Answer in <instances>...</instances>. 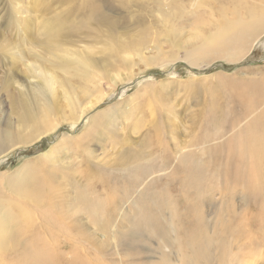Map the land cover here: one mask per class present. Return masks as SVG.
Segmentation results:
<instances>
[{"label": "rangeland", "instance_id": "1", "mask_svg": "<svg viewBox=\"0 0 264 264\" xmlns=\"http://www.w3.org/2000/svg\"><path fill=\"white\" fill-rule=\"evenodd\" d=\"M262 13L264 0H0V130L15 135L0 155V264H33L32 250L264 264V156L237 146L264 113L245 102L264 94ZM230 22L241 38L205 48Z\"/></svg>", "mask_w": 264, "mask_h": 264}, {"label": "bare ground", "instance_id": "2", "mask_svg": "<svg viewBox=\"0 0 264 264\" xmlns=\"http://www.w3.org/2000/svg\"><path fill=\"white\" fill-rule=\"evenodd\" d=\"M219 22V21H217ZM226 22V21H223ZM264 22V13H262L260 15V20L259 22H256L255 24L260 25ZM236 30L239 31V24H237V22H230V23H223L222 26H219L216 29V32L212 35H210V37L208 38V42L205 44V48H213V49H219L221 48V46H223L224 44H227V42L229 43H233L234 41H237V39L240 36L236 35ZM245 31L239 32L241 36H243L245 34ZM264 31V30H263ZM262 31V32H263ZM230 38V40H227L226 42H224L226 39ZM241 38V37H240ZM242 40V39H241ZM260 43V44H264V37L262 40H259L256 42V45ZM255 45V46H256ZM254 46V47H255ZM56 57V56H55ZM13 59V58H12ZM82 61V60H81ZM85 61V60H84ZM80 63V62H79ZM27 66V65H26ZM86 66V65H85ZM34 67V66H33ZM29 68V67H28ZM32 68V66H31ZM27 69V67H26ZM42 69V68H41ZM34 70V69H33ZM28 71V69H27ZM46 71V70H45ZM29 74V73H28ZM30 76V75H29ZM32 77V76H31ZM34 77V76H33ZM36 77V76H35ZM40 77L43 78V80L46 82V84L48 85L49 88L52 89V86H54L56 84V80L57 78L52 75L49 74L47 72H43L40 71ZM37 78V77H36ZM34 78V79H36ZM40 79V78H38ZM46 85V86H47ZM37 86V85H36ZM54 89V88H53ZM56 91H58L56 89ZM20 92V91H19ZM37 92V91H36ZM48 92V91H47ZM248 92V91H247ZM255 92V91H254ZM252 93V92H251ZM257 93V91H256ZM256 93H254L256 95ZM252 94V95H254ZM260 94V93H258ZM245 95V94H244ZM250 95V94H249ZM254 95V96H255ZM258 96V95H257ZM260 96V95H259ZM262 96L263 99H261L260 97ZM261 96L259 97V99H257V97H253L250 98L249 96H247V100L245 97V102L247 103V107L249 109L247 116L251 115L255 110H257V108L260 106V103L264 102V94H261ZM27 97V96H26ZM40 97V95H39ZM24 98V97H23ZM25 99V98H24ZM72 100V99H71ZM76 102V101H75ZM73 103V100H72ZM20 107H19V118L27 123V122H31L35 119L34 115L32 114V110L30 108V106H27L26 101H22L20 103ZM76 107V106H75ZM18 108V106H17ZM41 108V107H40ZM71 108V107H70ZM50 107L49 105H45L42 108V123H47V118L49 117V113H50ZM39 111V110H38ZM72 114V113H71ZM76 116V115H75ZM245 116V115H244ZM38 117V116H37ZM39 122V121H38ZM34 123V122H33ZM37 123V122H36ZM54 125V124H53ZM33 126V125H32ZM51 126V125H50ZM250 128V134L246 137V138H239V142H237V146L242 149L244 147V143H250L251 145V150H252V154L254 156V158L256 159L257 156H264V113L260 115V117H258L255 121H253V123L250 124L249 126ZM10 128L6 129V130H0V155L5 151V149L7 148V146H9L10 144H14L15 141V135L13 133L10 132ZM16 143V142H15ZM12 144V145H13ZM11 145V146H12ZM235 179L237 181H240L243 179V173L238 172L234 175ZM259 178L256 175H252L250 177L249 182L252 184V189H255L257 191V193H260L262 191H260L262 189V184H263V177L260 174V182L257 183L256 181ZM27 198L29 200H31L33 203H36L39 201V196L36 194H28ZM21 207V205L19 204V208ZM23 211L25 213L28 212V210L26 209L25 206L22 207ZM34 251L33 253H30L29 251L26 252L27 255L32 256V258H29L33 264H46L48 260L52 261L54 264H61L60 260L58 259L57 255L55 252H50L51 255L46 256L45 252L43 251ZM243 259V258H242ZM2 260V258H1ZM63 261V260H62ZM78 261V259H77Z\"/></svg>", "mask_w": 264, "mask_h": 264}, {"label": "water", "instance_id": "3", "mask_svg": "<svg viewBox=\"0 0 264 264\" xmlns=\"http://www.w3.org/2000/svg\"><path fill=\"white\" fill-rule=\"evenodd\" d=\"M261 44L260 43H258L254 48H257L258 46H260Z\"/></svg>", "mask_w": 264, "mask_h": 264}]
</instances>
